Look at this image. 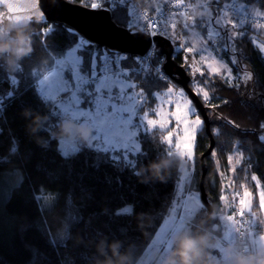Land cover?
<instances>
[{
	"label": "trees",
	"instance_id": "1",
	"mask_svg": "<svg viewBox=\"0 0 264 264\" xmlns=\"http://www.w3.org/2000/svg\"><path fill=\"white\" fill-rule=\"evenodd\" d=\"M67 1L79 4L83 0ZM138 1L143 3V0ZM227 1L219 0L217 6ZM237 2L244 5L243 9L248 12V8L264 11V0ZM105 8L116 25L126 27L128 14L125 8ZM217 9L211 6L214 15L219 13ZM1 13L6 17L0 15V25L11 21L10 15L2 8ZM260 29L263 27L259 26ZM235 30L243 32L238 39L240 51H231L227 46L221 47L220 51L212 48V51L233 73L238 72V67L230 55H241L238 60L246 63L251 75L248 91L251 98L246 95L240 80L228 83L224 73L217 75L202 68L204 73L192 77L190 69L184 67L182 50L172 52L175 63L189 77V87L205 106L213 140L212 149L201 162L200 157L210 145L203 124L193 141L194 171L190 180L187 177V182L182 185L184 189L179 192V161L165 145L164 132L161 130L138 133L139 150L131 157L134 167L127 166L122 160L113 161L112 157L118 152L122 153V149L104 153L91 143L82 147L76 141L67 143L62 140L57 143L52 140L48 147L42 148L35 142L26 131L31 116L23 115L25 109L47 114L49 119L46 127L49 131L54 130L57 121L64 118L57 101L50 102L37 89L38 80L53 68L54 60L79 44L80 59L84 60L87 68L90 62L94 60V64L99 63L102 56L112 51L103 46L79 42L77 35L61 23L32 21L27 24L24 31L30 38L31 51L17 62L14 69H9L0 58V97L4 99L3 111L0 112V264H72L67 249L76 257V264H88L90 248L83 245L73 247L69 241L66 249L59 243L54 219L57 213L69 222L78 219L81 213L85 216L95 213L97 218L93 227L101 228L102 232L97 234L90 228L87 229L90 230L88 233L96 240L106 234L110 241H121L135 264L162 219L169 214L182 194L186 190H195L200 199L201 164L206 170L203 188L207 201L212 211L216 212L208 229L216 240L221 239V212L232 213L237 220L235 243L242 241L246 246L243 231L250 225L249 221L254 219L256 227H260L259 220L263 219L258 190L261 187L264 190V140L260 139L264 136V57L253 46L250 38L256 32L264 37V30L256 31L252 25H240ZM157 47L155 45L150 63L143 64L136 56L128 54L121 61L120 69L124 72L132 69L121 77L134 81L148 97L152 91H160L169 83L181 89L163 73L160 58L165 59V56L158 52ZM162 48L168 49L164 44ZM100 50L103 54L99 55ZM135 65L140 70L132 67ZM13 81L16 83L13 84ZM198 86L202 92L208 93L207 98L199 92ZM9 93L13 96L9 97ZM90 102L92 106L93 100L90 99ZM212 115L216 117L211 119ZM40 136L48 139L46 131H41ZM62 143L77 146L79 153L68 159L63 158L59 151ZM12 147L17 151L12 152ZM231 157L234 160L233 170L228 169L232 167V163H229ZM163 159L171 160L168 167L162 170L163 179L141 170L143 166ZM230 170L232 177L222 182L219 174L225 175ZM87 172H97L101 178L99 194L94 199L84 181V173ZM21 177L23 186L8 202L9 190ZM224 186H227V190ZM245 192L252 197L249 213H243L240 209L239 195ZM85 204L86 208L82 207ZM122 207H128L129 211L115 215L114 212ZM206 213L207 208L200 202L199 209L187 221L186 228L196 230L198 222L205 218ZM212 225H216L215 229H212ZM83 227L81 220L74 225L73 231ZM212 252L216 256L218 248L212 249Z\"/></svg>",
	"mask_w": 264,
	"mask_h": 264
},
{
	"label": "rangeland",
	"instance_id": "2",
	"mask_svg": "<svg viewBox=\"0 0 264 264\" xmlns=\"http://www.w3.org/2000/svg\"><path fill=\"white\" fill-rule=\"evenodd\" d=\"M92 1L93 0H91V1L90 0H87V1L83 0L79 4L86 6V7H90V2H92ZM88 2H89V4H88ZM210 12H211V17H212L211 24L203 25L202 21L209 19ZM201 14H202V11H201ZM0 15H1V17H6V15L4 13H1ZM189 15L190 14H188V16ZM205 15H206V13H205ZM216 16L223 17L222 14L221 15H219V14L214 15V13L211 9H209L207 17H205V16H203V18L201 17L202 20H201V18H195L194 16H191L196 21V26L194 29H185L179 23H175L176 28L175 29L172 28L170 34L168 35V39L170 40V42L173 46V50H175V52L182 50L183 59H184V67L190 69L192 77H194L196 75L197 76L201 75V73H199V72H197V73L193 72V68H192L193 59L192 58L199 61V59H200L199 53H200V47H201L200 38L201 37L206 38L207 32L210 29L212 31H220V37L216 38L218 43L215 45H211V42H209L210 47L208 48V52L213 53L212 48H214L217 51H220L221 47H224V46H222V44L224 43V38H225L226 34H230V38L227 39V47H229L231 51H234V50L240 51V48L238 47V45L240 46L238 39L241 38V35L235 36V35L231 34L233 31H236V32H239V31L233 29L231 25H225V27L223 29H221L219 25L215 24L214 18ZM227 19H230L233 21V19L230 17H227ZM188 23L191 24V21H188ZM260 30H256V31H260ZM173 32H175V34H173ZM256 33L251 34L250 39H251L253 46L264 57V51H261V49H260V45H264V37H262L261 35H258ZM205 43H207V41H205ZM193 45L197 48V52L196 53H189L187 51V47L193 46ZM101 51L102 50L98 51L99 55L103 54ZM80 53H81V47L79 44H76V45L72 46L71 48H69L66 53L57 57L54 60L53 68L50 69L49 71H47L44 75H42L41 78L37 82V89L40 92V94H41V89L46 84H48L51 80H53L55 78L56 74L60 71L61 67L66 68L69 64L73 65V67H74L75 62H77L81 57ZM202 54L207 55L208 53L205 52ZM230 57L233 60V62L236 64V66L238 67V72H237L238 74L231 72L232 75L227 76V74L224 73L225 70H222V73H224V75L226 74L225 77L229 80V81H227L228 83L234 82L235 79L240 80L241 86H242L243 90L245 91L246 95L249 98H251V94L248 93L250 83H251V75H250V72L247 70L246 63L244 61L239 62L238 58L239 59L241 58L240 54H238V55L233 54V55H230ZM215 59L218 60L217 57H215ZM163 60H164V58H163ZM92 63L94 64V60L92 61ZM223 63L226 65L225 62H223ZM203 66L205 67V69H207V65H203ZM132 67L137 68V70H140V69H138L137 65L132 66ZM196 67H202V66L200 64H197ZM131 70L132 69H129L125 72L128 73ZM226 70H228V67ZM121 80L125 84L134 83L135 87L133 89V92L142 93V95L139 96V99H135L132 101V103L136 104L137 109H138V115L136 117V121L138 123V133L143 132V131H150L153 129H158V130H161L164 132L163 139H164L165 145L169 147L171 154L175 158H177L179 161L180 176H179V180H178L179 181L178 190L180 192L182 185L185 183V178L187 179V177H188L187 180H190L189 177H191L192 172L194 171V164H195L192 149L187 144H185L183 147H181L180 138L183 135L184 125L182 123L175 121L174 117L169 116L168 117V120H169L168 126H166V127H160L159 125L152 126V125L148 124L143 119V114H151L154 110H156L160 107H162L166 112H174L175 111V103L177 101L183 102V100L190 101L189 97L185 94L184 98H181L179 96V91L182 90L184 92V90L181 87H180L181 89H179L177 86H175L174 84H170V83L167 86H165L163 89H161L160 91H155V92L152 91L150 93V97H148L147 96L148 94L146 92H144L143 89H141L139 86L137 87L136 83L134 81H132L131 79L121 77ZM70 87H71V85H70ZM170 89H175L174 93L171 97L168 96ZM197 89L200 90L199 86L197 87ZM91 91L95 92V88H91ZM88 92H89V87H84L80 90V92H77L76 94L78 95V97L80 99H85V98H88L89 100L92 99L93 100L92 107H95L97 98L95 96H89ZM199 92L201 93L202 90H200ZM202 94H203V92H202ZM42 96L46 99H49L47 94H44ZM52 100L57 101V106L59 105L60 101H58L55 96L52 97ZM169 100H171L172 103H168ZM141 107L143 109H140ZM59 110L64 115V118L71 119L77 123H79L81 121H86L89 124H91L93 129H94V125H93V122L91 120H87V119L77 120V119L73 118V115L70 111L61 110L60 108H59ZM195 115H198L200 118V125L197 127V130H196V134H197V132L201 129L203 122H202L201 116L196 113L195 107L192 104V113L189 115V119L194 120ZM215 117L216 116L212 115L211 119H214ZM150 118L159 119V117H155V116H151V115H150ZM100 119L101 120L97 121V123H103L102 118H100ZM102 129L103 130L100 132V135L102 138L106 137L108 140H116L122 136L121 128L118 125L113 124L112 122H108V123L103 124ZM93 139H94V136L92 135V138H91L89 143L93 144L92 143ZM64 141H66L67 143H73L74 142V141H67V140H64ZM138 144H139V142H138ZM96 146L99 148L104 147L105 145L103 143V139L100 142H97ZM202 156L204 157V155H202ZM202 156L200 157V159L203 158ZM229 163H232L231 164L232 167L230 168V166H229L228 169H232L234 166L233 165L234 164L233 157H231V159H229ZM219 176L222 178V182L225 183L226 180H228L230 177H232V171L231 172L228 171L225 175L219 174ZM84 181L87 184L88 188L90 189L91 197L93 199L97 198V196L99 194V190H100V185H101L100 175L97 172L84 173ZM224 188L226 189L227 186H224ZM262 192H264V190L261 187L258 190V201H259V205L261 207V212L263 214L261 216L263 218L262 221L259 220L260 227H256L257 223L254 222L255 221L254 219H251L249 221L250 225L247 226L243 231V239H244L246 247L248 249H254L255 247L259 246L262 243V238H264V195L261 194ZM188 193H189L188 190H186L182 194L179 201H177V203H175V205L172 207L169 214L166 215L162 219V221L159 224L158 228L156 229L152 239L150 240L149 244L147 245V247L145 248V250L143 251V253L141 254V256L139 257V259L136 261L135 264H157V261L162 258V256L160 254L164 253L167 249H171L173 247V244L171 241V236H172L173 232L178 231L182 228H186V225H187L186 219L189 220L191 217H193L195 212H196V209H197L196 206H193L191 204L185 205V198L184 197ZM191 193H196V191L192 190ZM247 194L248 193L245 192V193H241L239 195L240 203L242 201V198H244V196ZM232 197H234V195ZM248 199H249V205H248V207L243 208L241 210L243 213H249L250 212V208L252 206L251 195ZM199 201L202 202L201 199H199ZM240 203H239V207H240ZM184 206H185V209H184ZM124 208L129 209L128 207H124ZM176 210L178 213H176ZM182 216H183V218H182ZM220 218H221V220H220L221 234L220 235L226 244H223L221 241L218 240L219 246L217 248L219 249V251H218V254L216 255V257L218 259H223V252H222L223 247L226 246L227 244H233L236 242V234L238 233V230H237V220L232 213L229 214L227 212L224 213V211H222ZM87 231L90 232V230H87Z\"/></svg>",
	"mask_w": 264,
	"mask_h": 264
},
{
	"label": "snow or ice",
	"instance_id": "3",
	"mask_svg": "<svg viewBox=\"0 0 264 264\" xmlns=\"http://www.w3.org/2000/svg\"><path fill=\"white\" fill-rule=\"evenodd\" d=\"M95 2V0H94ZM211 3L218 4L219 0H211ZM178 5L183 4V0H177ZM34 6V5H32ZM228 7V5H225ZM243 8L244 5H241ZM12 10L15 14H23L27 9L18 6L17 4L12 5ZM259 15V14H258ZM42 17L46 19V13L42 12ZM264 18V17H261ZM215 24L219 25L221 29L225 25H231L233 29L237 25L230 19H227V14L223 17L216 16L214 18ZM146 27L155 35H161L159 31V26L155 22H151L148 17H145ZM191 21V24L188 23ZM212 22L211 12L209 14V19L203 20V25H209ZM196 26V21L191 16H185V23L183 27L185 29H194ZM135 25H132V28H135ZM264 27V25H261ZM172 28L175 29L176 25L173 24ZM175 34V32H173ZM232 35L239 36L242 33L233 31ZM217 37H220V31H212L211 29L207 32V37L200 38V59L199 61L193 59L192 68L194 73H204L202 67H196L197 64L201 66L207 65V69L212 73L217 75L222 74V70L227 69V65L223 63L222 60H216L212 56L211 52H208V48L211 45L218 43ZM230 38V34H226L224 38V43L222 46H227V39ZM207 41V43H205ZM261 51H264V45H260ZM187 51L189 53H196L197 48L193 46H188ZM207 52V55L202 53ZM227 76H231L232 73L230 70L224 72ZM125 72L123 69H120L119 61H111L107 57L104 58L103 64H93L89 63L88 67L85 68L84 60L79 59L75 62V65L69 64L66 68L61 67L60 71L56 74L55 78L51 80L41 89V94H47L49 101L51 102L52 97L55 96L58 101H60L58 107L61 110L70 111L74 119H87L91 120L94 125V139L92 141L93 145H96L97 142H100L103 139L104 147L98 148V151L108 153L110 150L116 152L119 149H122V153L118 152L112 157L113 161H123L127 166L134 167V157L139 150V134H138V123L136 117L138 115V109L136 104L132 103L133 100L139 99V96L142 93L133 92L135 87L134 83L125 84L121 80V76ZM16 81H13L15 84ZM71 85V87H70ZM84 87H89V96H95L96 104L95 107L91 106L89 99H80L77 92ZM91 88H95V92L91 91ZM75 90V91H74ZM175 89L169 90V97L174 93ZM13 95L9 93V97ZM179 96L184 98L185 93L180 90ZM205 98L208 97V93L203 92ZM168 103H172L171 100ZM87 105V107H86ZM4 99L0 97V112L3 111ZM192 113V103L188 100H183V102L177 101L175 103L174 112H166L162 107L154 110L151 114H143V119L152 126L159 125L160 127H166L169 124L168 117H174L175 121L182 123L184 125L183 135L180 138L181 147L187 144L193 153V141L196 134L197 127L200 125V118L198 115H195L194 120L189 119V115ZM151 116L159 117V119L150 118ZM102 118L103 123H97ZM108 122H112L115 125H118L122 130V136L116 140H108L106 137L102 138L100 132L103 130L102 125ZM260 139L264 140V136H261ZM92 149V148H91ZM12 152H16L17 149L12 147ZM60 155L65 158H71L73 155L79 153L80 149L73 144H63L59 149ZM23 186L22 177L18 179L16 185H13L9 190L7 195V201L11 202L12 197L18 191L19 188ZM264 195V192L261 193ZM250 193L242 198L241 210L248 207ZM35 199H41V197H36ZM186 205L191 204L196 206L199 204V195L198 193H190L188 200L185 203ZM129 211L127 208H120L114 212L115 215H123Z\"/></svg>",
	"mask_w": 264,
	"mask_h": 264
},
{
	"label": "clouds",
	"instance_id": "4",
	"mask_svg": "<svg viewBox=\"0 0 264 264\" xmlns=\"http://www.w3.org/2000/svg\"><path fill=\"white\" fill-rule=\"evenodd\" d=\"M23 23L8 21L0 25V58H2L9 69H14L17 62L31 51L30 38L25 34ZM25 117L31 116L26 124V131L42 148L51 144L52 140L59 143L62 140L76 141L82 147H86L93 135L94 129L86 121L79 123L62 118L57 121L55 129L49 131L46 127L49 117L40 112H31L25 109ZM41 131L48 133V139L40 136ZM171 160L163 159L160 162H152L142 167V171H148L151 175L163 179L162 170L166 169ZM82 207L86 208V204ZM216 212L206 214L202 218L197 229L182 228L173 232L171 241L173 247L160 254L161 259L157 264H264V238L262 243L254 249H248L242 241L228 244L223 247V259L213 255L212 249L219 246V241L212 235V231L205 227L207 219L214 218ZM96 214L90 213L87 216L81 213L78 219L65 221L59 213L54 215L56 220V236L61 244L67 249L69 241L73 247L81 245L91 249L88 256V264H133V257L124 248L119 240H108L106 234L99 240L94 239L87 231L92 229L97 234L102 232L101 228H94ZM83 220L84 227L73 231L74 225ZM216 225H212L215 229ZM67 254L76 264V257L67 249Z\"/></svg>",
	"mask_w": 264,
	"mask_h": 264
},
{
	"label": "water",
	"instance_id": "5",
	"mask_svg": "<svg viewBox=\"0 0 264 264\" xmlns=\"http://www.w3.org/2000/svg\"><path fill=\"white\" fill-rule=\"evenodd\" d=\"M14 4L27 10L23 14H15L12 10V5ZM0 8L10 15L11 21L23 23L25 26L32 21L61 23L69 27L77 35L79 42L103 46L112 51V53L129 54L142 58L153 41L158 46V52L165 56L161 66L163 73L184 90L185 94L191 99L195 109L199 112L205 131L210 138L209 148L203 155H207L210 152L213 140L209 130V119L205 106L189 87L188 75L171 57L173 46L169 39L160 36L151 38L138 30H128L125 27L118 26L111 20L110 12L105 7L90 8L67 0H0ZM42 12L46 13V19L42 17ZM163 44L168 47V50L162 48ZM262 131H264V127ZM202 160L203 158H201V162ZM201 166L200 199L207 208V213H210L212 209L203 188L206 170L203 164ZM205 218L207 217L205 216ZM211 224L212 219H207L205 227L208 228Z\"/></svg>",
	"mask_w": 264,
	"mask_h": 264
},
{
	"label": "built area",
	"instance_id": "6",
	"mask_svg": "<svg viewBox=\"0 0 264 264\" xmlns=\"http://www.w3.org/2000/svg\"><path fill=\"white\" fill-rule=\"evenodd\" d=\"M157 5V7H155ZM228 5V7H225ZM123 7L126 9L128 14V20L126 24V29L138 30L149 37L160 36L163 38H168L172 30V25L179 23L181 26L185 23V16L189 14L191 6L183 0L182 5L177 4V0H143L140 3L138 0H94L90 2V8L99 7ZM220 14H227V16H232L237 24L261 26L264 25V18L256 14L248 13L243 10L234 2L229 0L217 6ZM152 10V12H151ZM145 17H148L151 22H155L159 26V31L161 35H155L146 27ZM135 25V28H132ZM155 43L152 41L150 48L147 53L142 57H136L140 62L150 63L154 54ZM127 54L111 53L105 54L99 60L98 64H103L105 57L108 58L109 63L111 61H119V66L121 67V61ZM163 58H160V63H163Z\"/></svg>",
	"mask_w": 264,
	"mask_h": 264
},
{
	"label": "crops",
	"instance_id": "7",
	"mask_svg": "<svg viewBox=\"0 0 264 264\" xmlns=\"http://www.w3.org/2000/svg\"><path fill=\"white\" fill-rule=\"evenodd\" d=\"M186 1V3L187 4H189L190 6H191V10L189 11V16H194L195 18H203V16H205V17H207L208 16V12H209V9H211V6H214V8L215 9H217V4H213V3H211V0H185ZM234 2H236V4L240 7V8H242L241 7V5L237 2V0H233ZM155 7H157V5L155 6ZM243 9V8H242ZM218 10V9H217ZM244 10V9H243ZM248 10H249V12L247 11V10H244L245 12H248V13H252V14H256V15H258V16H261V17H264V11H259V10H253L252 8H248ZM201 11H202V14H201ZM208 11V12H207ZM206 13V15H205V13ZM219 15H221L220 13H218ZM223 16H224V14H222ZM227 17H229V16H227ZM202 18H201V20H202ZM230 18H232V17H230ZM233 19V18H232ZM233 21H234V23H235V20L233 19ZM237 26H240L239 24H237V23H235ZM255 30H258V27L257 26H255ZM261 30H264V28L263 29H261ZM260 32H262V31H260ZM239 33H243L242 31H239ZM258 34V33H257ZM259 35V34H258ZM212 56L213 57H217L214 53H212ZM218 58V57H217ZM218 60H221V59H218ZM223 61V60H222ZM224 62V61H223ZM227 65V64H226ZM227 67H228V65H227ZM202 68H205L204 66H202ZM228 70H230L231 71V69L228 67ZM228 70H225L224 72H226V71H228ZM209 71V70H208ZM209 72H211V71H209ZM232 72V71H231ZM212 73V72H211ZM226 75V74H225ZM226 78V77H225ZM227 79V78H226ZM227 81H229L228 79H227ZM187 181H186V178H185V183H186ZM184 189V187H182L181 188V191ZM189 193L188 194H186V196L184 197L185 198V203L187 202V200H188V196H189V194L191 193V191L189 190L188 191ZM242 202V201H241ZM186 205V204H185ZM199 207H200V201H199V204L198 205H196V211L199 209ZM184 209H185V206H184ZM176 213H178L177 212V210H176ZM182 218H183V216H182ZM181 218V219H182ZM187 219H186V223H187ZM222 239V238H221ZM219 239V241H221L223 244H226L225 242H224V240L222 239ZM228 245V244H227ZM218 251H219V249H218Z\"/></svg>",
	"mask_w": 264,
	"mask_h": 264
},
{
	"label": "flooded vegetation",
	"instance_id": "8",
	"mask_svg": "<svg viewBox=\"0 0 264 264\" xmlns=\"http://www.w3.org/2000/svg\"><path fill=\"white\" fill-rule=\"evenodd\" d=\"M166 50H168V49H166Z\"/></svg>",
	"mask_w": 264,
	"mask_h": 264
}]
</instances>
